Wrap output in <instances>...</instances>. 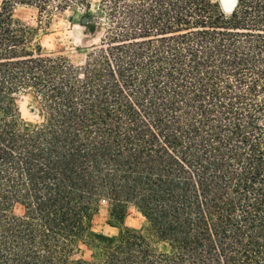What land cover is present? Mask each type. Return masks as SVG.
Masks as SVG:
<instances>
[{"label": "trees", "instance_id": "1", "mask_svg": "<svg viewBox=\"0 0 264 264\" xmlns=\"http://www.w3.org/2000/svg\"><path fill=\"white\" fill-rule=\"evenodd\" d=\"M17 5L91 9L0 8V264H264V0H101L81 66L43 53ZM103 200L115 236L92 231Z\"/></svg>", "mask_w": 264, "mask_h": 264}, {"label": "rangeland", "instance_id": "2", "mask_svg": "<svg viewBox=\"0 0 264 264\" xmlns=\"http://www.w3.org/2000/svg\"><path fill=\"white\" fill-rule=\"evenodd\" d=\"M101 0H89L91 9H70L66 12L56 11L50 16L42 15L32 7L17 5L13 10L14 18L25 26L37 30V41L41 44L43 53L54 56H66L75 65L85 63L86 55L101 44L107 21L100 12ZM219 1V0H218ZM3 0H0V8ZM22 117L29 122L41 120L40 105L33 94H21L17 97ZM14 212L23 214V208L16 206ZM110 221V206L101 201L92 220V231L95 234L115 236L119 229L112 227ZM125 225L147 232L149 224L142 213L135 207H130ZM94 253L87 243L79 245L75 255L77 259L91 260Z\"/></svg>", "mask_w": 264, "mask_h": 264}, {"label": "water", "instance_id": "3", "mask_svg": "<svg viewBox=\"0 0 264 264\" xmlns=\"http://www.w3.org/2000/svg\"><path fill=\"white\" fill-rule=\"evenodd\" d=\"M219 1L221 3L223 10L226 13H231L234 10L238 2V0H219Z\"/></svg>", "mask_w": 264, "mask_h": 264}]
</instances>
